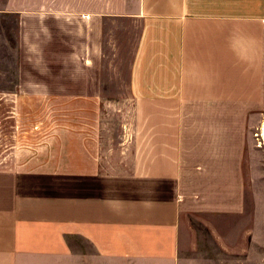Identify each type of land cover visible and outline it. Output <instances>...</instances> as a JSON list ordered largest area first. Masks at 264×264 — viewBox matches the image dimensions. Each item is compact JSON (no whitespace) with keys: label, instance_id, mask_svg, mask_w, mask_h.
Instances as JSON below:
<instances>
[{"label":"crops","instance_id":"obj_1","mask_svg":"<svg viewBox=\"0 0 264 264\" xmlns=\"http://www.w3.org/2000/svg\"><path fill=\"white\" fill-rule=\"evenodd\" d=\"M16 99L80 120L0 168V264H262L264 0H0Z\"/></svg>","mask_w":264,"mask_h":264},{"label":"rangeland","instance_id":"obj_2","mask_svg":"<svg viewBox=\"0 0 264 264\" xmlns=\"http://www.w3.org/2000/svg\"><path fill=\"white\" fill-rule=\"evenodd\" d=\"M77 106L68 101L0 100V168L28 160L32 164V159L26 158L33 147L44 143L57 127L80 120L75 116ZM263 130L264 123L253 139L256 149L264 152Z\"/></svg>","mask_w":264,"mask_h":264},{"label":"built area","instance_id":"obj_3","mask_svg":"<svg viewBox=\"0 0 264 264\" xmlns=\"http://www.w3.org/2000/svg\"><path fill=\"white\" fill-rule=\"evenodd\" d=\"M262 136H261V133H260V138H261ZM264 143V142H263ZM262 264H264V258H263V263Z\"/></svg>","mask_w":264,"mask_h":264},{"label":"bare ground","instance_id":"obj_4","mask_svg":"<svg viewBox=\"0 0 264 264\" xmlns=\"http://www.w3.org/2000/svg\"><path fill=\"white\" fill-rule=\"evenodd\" d=\"M262 138L264 139V135H263V133H262Z\"/></svg>","mask_w":264,"mask_h":264}]
</instances>
